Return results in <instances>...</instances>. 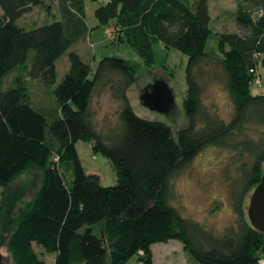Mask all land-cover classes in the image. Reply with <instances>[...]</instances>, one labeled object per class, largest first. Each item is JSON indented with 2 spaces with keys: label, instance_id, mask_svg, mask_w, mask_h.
I'll return each mask as SVG.
<instances>
[{
  "label": "trees",
  "instance_id": "trees-1",
  "mask_svg": "<svg viewBox=\"0 0 264 264\" xmlns=\"http://www.w3.org/2000/svg\"><path fill=\"white\" fill-rule=\"evenodd\" d=\"M236 2L239 32L216 33L209 0L99 3L98 25H110L114 40L126 42L142 62L103 56L92 67L70 50L91 29L84 0H56L53 20L30 29L20 19L42 0H0V187L5 191L30 167L42 174L8 238L13 264H44L34 243L55 252L54 264H125L134 255L138 264H154L152 245L171 239L202 264H261L264 231L250 222L245 198L264 172V94L250 89L264 67V0ZM212 34L216 50L207 51ZM156 43L188 56L187 125L176 132L136 114L127 94L142 64H154ZM66 53L69 68L56 84V62ZM210 63L221 68L232 99L228 120L203 100V65ZM32 81L54 98L34 102ZM106 89L118 102L117 122L101 132L92 104ZM78 141H92L93 152L111 162L115 184L104 186L86 172ZM208 147L231 151L237 172L229 183L235 219L220 233L171 202L175 177ZM2 212L0 206V219Z\"/></svg>",
  "mask_w": 264,
  "mask_h": 264
},
{
  "label": "rangeland",
  "instance_id": "rangeland-1",
  "mask_svg": "<svg viewBox=\"0 0 264 264\" xmlns=\"http://www.w3.org/2000/svg\"><path fill=\"white\" fill-rule=\"evenodd\" d=\"M43 5L35 6L24 14L20 22L27 29L51 22V11L57 9L56 0H42ZM107 0H84L85 18L90 33L83 40L75 43L70 50L80 51L84 60L95 67L103 56H117L142 62L138 54L126 43L114 40L115 30L110 25H98L94 9L99 3ZM236 0H209L211 14L210 26L216 32H239L236 23ZM256 14V12H255ZM110 27V28H109ZM109 28V29H107ZM217 39L212 34L207 41L206 50H216ZM155 62L151 66L142 64L140 77L131 86L127 94L133 110L142 118L160 120L168 124L174 132L187 125L183 101L186 96V66L188 56L175 48H166L161 44L153 45ZM94 56V57H93ZM68 55L64 54L56 62L57 79L60 82L67 72ZM69 63V62H68ZM205 73L202 81L205 85L203 100L212 111H217L228 120L233 111V103L225 87V78L221 68L213 63L203 65ZM259 72L264 79V67L259 66ZM11 84L8 77L4 86ZM172 92V105H165V88ZM253 94H264V85L251 84ZM31 96L34 102L50 99L45 89L32 81ZM161 98V100H160ZM159 100V102H158ZM95 126L105 132L117 122L118 102L113 98L109 89L95 95L93 104ZM92 141H78L76 149L86 172L96 174L99 182L113 185L117 182L116 173L111 162L103 155L94 153ZM233 153L227 149L208 147L202 150L173 180L172 204L182 215L195 219L206 228L220 233L230 225L235 214L230 202V181L237 175L234 165H230ZM42 184V174L37 167H30L17 176L8 188L0 187V206L3 214L0 219V260L2 264H13L7 251V242L11 232L21 220L24 211L31 203ZM254 188L245 198V207L249 205ZM98 233V227L95 228ZM34 248L44 264H54L55 252L46 250L34 243ZM154 264H202L184 250L179 240L157 242L153 246ZM83 264V262L76 263ZM125 264H138V256H132ZM264 264V258L261 259Z\"/></svg>",
  "mask_w": 264,
  "mask_h": 264
},
{
  "label": "water",
  "instance_id": "water-1",
  "mask_svg": "<svg viewBox=\"0 0 264 264\" xmlns=\"http://www.w3.org/2000/svg\"><path fill=\"white\" fill-rule=\"evenodd\" d=\"M166 102L165 105L168 108L172 105V92L169 88H165ZM161 100V98H160ZM159 102V100H158ZM247 214L250 222L257 229L264 231V172L262 175L261 182L254 188L250 202L247 209ZM0 264L1 260H0Z\"/></svg>",
  "mask_w": 264,
  "mask_h": 264
},
{
  "label": "built area",
  "instance_id": "built-area-1",
  "mask_svg": "<svg viewBox=\"0 0 264 264\" xmlns=\"http://www.w3.org/2000/svg\"><path fill=\"white\" fill-rule=\"evenodd\" d=\"M107 29H109V28H107ZM109 30H110V29H109ZM254 81H255V83L261 85V77L256 76L255 79H254Z\"/></svg>",
  "mask_w": 264,
  "mask_h": 264
},
{
  "label": "crops",
  "instance_id": "crops-1",
  "mask_svg": "<svg viewBox=\"0 0 264 264\" xmlns=\"http://www.w3.org/2000/svg\"><path fill=\"white\" fill-rule=\"evenodd\" d=\"M56 12V10L53 12V11H51V13H55ZM87 22V21H86ZM90 33V32H89ZM88 33V34H89ZM81 55H82V53L80 52V51H78ZM83 56V55H82ZM69 62V61H68ZM67 62V64L69 65V63ZM69 68V67H68ZM153 246V245H152ZM152 250H153V248H152ZM153 255H154V252H153Z\"/></svg>",
  "mask_w": 264,
  "mask_h": 264
}]
</instances>
